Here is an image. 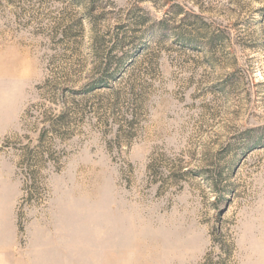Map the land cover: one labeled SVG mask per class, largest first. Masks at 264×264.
Listing matches in <instances>:
<instances>
[{
    "label": "rangeland",
    "instance_id": "obj_1",
    "mask_svg": "<svg viewBox=\"0 0 264 264\" xmlns=\"http://www.w3.org/2000/svg\"><path fill=\"white\" fill-rule=\"evenodd\" d=\"M0 264H264V0H0Z\"/></svg>",
    "mask_w": 264,
    "mask_h": 264
},
{
    "label": "trees",
    "instance_id": "obj_2",
    "mask_svg": "<svg viewBox=\"0 0 264 264\" xmlns=\"http://www.w3.org/2000/svg\"><path fill=\"white\" fill-rule=\"evenodd\" d=\"M89 91H92L93 89L91 88V89H88ZM89 91H87V92H89Z\"/></svg>",
    "mask_w": 264,
    "mask_h": 264
}]
</instances>
